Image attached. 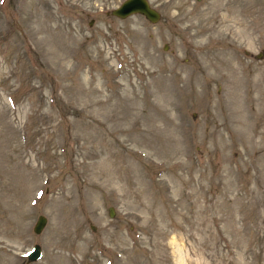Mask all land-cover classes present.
<instances>
[{
	"label": "rangeland",
	"instance_id": "obj_1",
	"mask_svg": "<svg viewBox=\"0 0 264 264\" xmlns=\"http://www.w3.org/2000/svg\"><path fill=\"white\" fill-rule=\"evenodd\" d=\"M121 1L0 0V264H264V0Z\"/></svg>",
	"mask_w": 264,
	"mask_h": 264
},
{
	"label": "water",
	"instance_id": "obj_2",
	"mask_svg": "<svg viewBox=\"0 0 264 264\" xmlns=\"http://www.w3.org/2000/svg\"><path fill=\"white\" fill-rule=\"evenodd\" d=\"M110 12L113 15L122 18L133 13H140L152 22H156L161 16L160 11L156 7H154L149 0H122L121 3L112 8ZM113 210L114 209L110 207L109 215H113ZM46 221V216L44 214H39L33 225L34 232H41L46 224ZM40 256L41 245L39 243H34L32 248L27 251V258L34 261Z\"/></svg>",
	"mask_w": 264,
	"mask_h": 264
}]
</instances>
